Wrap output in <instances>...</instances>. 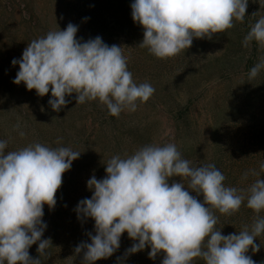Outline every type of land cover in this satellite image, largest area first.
<instances>
[{"label":"clouds","instance_id":"obj_1","mask_svg":"<svg viewBox=\"0 0 264 264\" xmlns=\"http://www.w3.org/2000/svg\"><path fill=\"white\" fill-rule=\"evenodd\" d=\"M247 6L248 0H133L130 8L133 22L143 28L138 47L167 59L191 47L194 38L210 40L234 27V21L243 23ZM77 31L78 26L69 23L64 30L28 42L20 59L11 61L19 65L12 82H23L40 97L51 91L48 104L55 112L70 103L66 97L73 93L75 105L98 101L114 117L134 112L138 103L149 100L154 87L133 80L121 46H109L100 36L82 42ZM253 41L264 48V16L251 26L242 45L247 48ZM261 70L264 58L250 69L249 80ZM20 127L17 123L14 130L24 137ZM7 144L0 140V264H42L40 256L52 246L50 239H41L47 227L44 206L55 207L63 174L81 152L38 142L5 152ZM250 173L257 178L247 189L226 187L225 175L214 164L191 166L174 143L114 155L102 179H88L92 196L74 209L78 219L94 220L95 230V235L88 233L90 243L81 242L74 252L83 251L82 264H94L112 256L126 232L134 243L125 257L149 247L150 259L163 253L161 264H192L195 258L205 264H256L246 253L249 248L259 251L254 241L264 234V218L259 217L264 211V161ZM248 176L245 172L242 179ZM172 177L187 179V188L181 179L169 184ZM245 200L257 218L238 233L222 235L215 229L213 209L231 216ZM37 242L38 258L33 259L28 250Z\"/></svg>","mask_w":264,"mask_h":264},{"label":"rangeland","instance_id":"obj_2","mask_svg":"<svg viewBox=\"0 0 264 264\" xmlns=\"http://www.w3.org/2000/svg\"><path fill=\"white\" fill-rule=\"evenodd\" d=\"M132 2L0 0V140L8 141L5 152L37 142L81 152L63 174L55 207L44 206L42 220L47 227L41 239L52 235L50 217L62 214L60 211L69 203H78L79 194L84 198L92 196L87 188L88 179L93 175L102 179L105 164L114 155H131L149 144L174 143L191 166L215 165L216 140L222 139L225 125L253 135L260 130L264 135V92L259 91L261 94L252 106L254 113L257 110L253 118H249V111L239 107L244 86H262L264 70L249 80L245 59L253 52L250 45H242V38L236 39L235 29L213 34L210 40L194 38L191 47L180 54L158 59L146 48L138 47L143 40V28L131 18ZM249 15L250 29L264 16V0H248L246 16ZM69 23L78 26L76 37L82 42L100 36L109 46H121L133 80L154 87L149 100L138 103L134 112L123 111L114 117L98 101L75 105L73 93L66 97L70 103L55 112L48 104L51 91L40 97L34 89L27 90L23 82L14 84L19 65H12L11 61L20 59L28 42L49 31L64 30ZM236 25L244 24L234 21ZM254 52L257 64L264 58V48L256 42ZM256 121H260V128L255 130ZM17 123L25 132L24 137L14 130ZM57 138H62L59 144ZM263 145L252 150L262 153ZM250 152L246 150L253 155ZM249 167H259V160H251ZM180 179L186 183L179 177L168 182Z\"/></svg>","mask_w":264,"mask_h":264},{"label":"trees","instance_id":"obj_3","mask_svg":"<svg viewBox=\"0 0 264 264\" xmlns=\"http://www.w3.org/2000/svg\"><path fill=\"white\" fill-rule=\"evenodd\" d=\"M249 17L250 15L245 16L242 23L244 24L243 26L236 25L233 27V29H235L234 32L236 39H244V37L250 31L247 22ZM250 47L253 54H250V58L248 55L245 59V63L247 64L246 68L248 70H250L255 65L254 61L257 59V56L254 52L256 42H251ZM259 91L264 92V80L262 82V86L256 88L253 86L250 87V85L247 84L244 86V90L242 91V102L239 104V107L240 109L243 107L246 111H249V118H253L255 115H257V110L254 113V111H252V106L258 100L261 94ZM258 120H262V118ZM256 123L255 130L260 128V121H256ZM181 125L183 128L185 127L184 123H181ZM237 128L236 131L234 129H229V125L224 126V135L222 139L216 140L215 166L225 175L226 179L224 184L226 187L247 189L257 178L251 175L250 170H259V167H249L251 160H259V163L264 161V152L255 154L252 150L253 147L257 148V146L264 144V135L260 130H256V135H253L252 133L250 134L243 132L239 127ZM234 131L235 133H232ZM231 133L232 135H230ZM249 149L252 151L250 153L253 155L246 153V150L249 151ZM245 172H249V176L246 180H243L242 176ZM260 178L264 180V173L261 174ZM170 179L171 178H169V180ZM184 180L186 183L183 184L187 188L188 181L187 179ZM190 194L194 196L196 195L194 192ZM197 198L203 201L202 196ZM82 199L85 198L82 194H79V198H77L78 202ZM77 204L78 203L75 202L72 204L69 203V205L64 206L60 211V213L63 212L62 214H55V216L53 215L50 217L49 221L52 229V235L49 239L51 240L52 246L46 249L45 256H40L42 264H82L83 251L80 254H76L74 249L81 242L90 243L88 233L95 235V230L94 220L91 218L86 220L83 218H77V213L74 211ZM209 207L211 206L209 205ZM213 214L218 217V222L215 225V229L220 230L222 235H228L234 232L238 233L243 229V226H251L254 220L257 218V214L246 206V200L244 203H242L239 211L231 216L220 214L218 210L215 209H213ZM259 217L264 218V211L259 213ZM133 243L134 241L128 238L127 233H123L121 235L119 249L113 253L112 256L108 257L107 259L97 260L94 262V264H161L163 253H159L155 259H150L148 256V252L150 251L149 247L125 257V251L130 248ZM254 243L260 246L259 251L253 252L252 249L249 248L246 255L250 256L256 262V264H264V234L258 236ZM37 247L38 244L36 243L33 244L28 250L29 255L33 259L38 258V253L36 251ZM192 264H205V261L202 258H195Z\"/></svg>","mask_w":264,"mask_h":264}]
</instances>
